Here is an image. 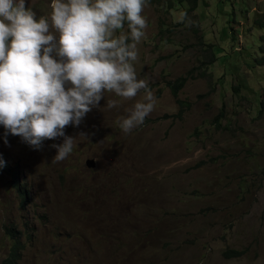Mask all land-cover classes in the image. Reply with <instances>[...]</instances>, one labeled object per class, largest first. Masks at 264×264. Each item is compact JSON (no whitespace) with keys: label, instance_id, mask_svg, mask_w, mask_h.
Returning a JSON list of instances; mask_svg holds the SVG:
<instances>
[{"label":"rangeland","instance_id":"1","mask_svg":"<svg viewBox=\"0 0 264 264\" xmlns=\"http://www.w3.org/2000/svg\"><path fill=\"white\" fill-rule=\"evenodd\" d=\"M50 4L25 0L37 19ZM192 7L146 2L133 65L155 105L143 124L120 127L144 89L105 92L65 128L73 151L58 162L51 145L63 137L35 150L11 134L5 144L0 125V264L12 227L25 245L18 264H264V0ZM181 77L175 98L168 82Z\"/></svg>","mask_w":264,"mask_h":264},{"label":"clouds","instance_id":"2","mask_svg":"<svg viewBox=\"0 0 264 264\" xmlns=\"http://www.w3.org/2000/svg\"><path fill=\"white\" fill-rule=\"evenodd\" d=\"M146 0H51L49 16L25 7V0H0V125L35 150L63 137L54 161L73 151L79 126L105 92L125 99L145 90L120 123L128 133L152 112L155 97L133 62L145 35ZM186 13H181V20ZM127 23L130 30L123 29ZM119 33V34H117ZM129 35L131 43H129ZM55 57L54 58V54ZM117 101H108L109 108ZM0 160V167L4 166Z\"/></svg>","mask_w":264,"mask_h":264},{"label":"trees","instance_id":"3","mask_svg":"<svg viewBox=\"0 0 264 264\" xmlns=\"http://www.w3.org/2000/svg\"><path fill=\"white\" fill-rule=\"evenodd\" d=\"M156 0H146V2H155ZM197 0H189V2L193 3V7L196 5ZM263 26V25H262ZM264 27V26H263ZM224 52V51H223ZM222 53V52H219ZM215 60V57L209 60L208 64H213ZM187 79L185 77L179 78L175 82H168V86L172 91V94L175 98H178L179 92L182 90V88L185 86ZM178 103L180 106H183L184 103L178 100ZM187 105V104H186ZM225 111H221L219 115L215 119V124L222 129L223 128V120L225 119ZM13 177V183L19 190L20 196L22 198L23 204L27 201V191L22 190L21 184H20V179L18 174H12ZM8 237L11 239V248L8 254V257L3 260L1 264H18L20 260L22 259V252L25 249V245L22 244V240L19 237V234L16 232V230L12 227L11 229L6 230ZM243 254L242 250H230L226 252V256L229 257H235V256H240Z\"/></svg>","mask_w":264,"mask_h":264},{"label":"water","instance_id":"4","mask_svg":"<svg viewBox=\"0 0 264 264\" xmlns=\"http://www.w3.org/2000/svg\"><path fill=\"white\" fill-rule=\"evenodd\" d=\"M87 166H88L89 168H93L94 163H93V162H88V163H87Z\"/></svg>","mask_w":264,"mask_h":264}]
</instances>
